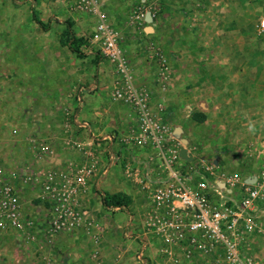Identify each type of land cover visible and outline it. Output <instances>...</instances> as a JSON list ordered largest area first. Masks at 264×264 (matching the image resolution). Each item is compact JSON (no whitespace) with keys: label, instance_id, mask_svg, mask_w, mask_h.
Listing matches in <instances>:
<instances>
[{"label":"crops","instance_id":"crops-1","mask_svg":"<svg viewBox=\"0 0 264 264\" xmlns=\"http://www.w3.org/2000/svg\"><path fill=\"white\" fill-rule=\"evenodd\" d=\"M154 1L159 2L160 10L154 18L153 31L147 33L143 45L148 50L147 45L153 41L166 54L170 63L169 86H158L161 83L157 84V62L150 54L148 59L142 56L139 52L141 43L133 39V44H126L131 50L129 56L136 55L135 60L139 63L135 78L149 88L151 106L171 128L179 149L186 147L190 155L195 151L194 148L206 149L209 151L208 158L203 156L209 162L205 161V166L207 169L212 167L216 173L248 172L247 158L258 155L264 147V88L259 89L257 70L253 66V60L258 55L252 49L242 54L241 50L246 46L242 41H236V45L235 42L230 44V39L225 37V23L221 24L223 29L219 28L218 22L215 25L193 22L191 27L188 20L197 19L203 9L192 7L188 4L189 0ZM207 1L210 5L209 8L203 5L205 13L216 16L221 12L222 9L215 4L220 5L223 3L220 1L224 0ZM197 2V6H200L201 1ZM131 4L135 5L136 0H131ZM63 6V12L75 21L77 27L80 25L88 28L85 19L70 12L65 4ZM39 19L46 23L41 17ZM215 28L218 29L215 31ZM192 30L202 34L188 41L185 34ZM191 44L197 45V48H206L197 49L193 55ZM202 51L207 54H202ZM32 58L38 59L37 56ZM247 58L250 63L248 68H242ZM34 61L30 60L32 65ZM34 68L31 67L32 72ZM111 68L113 65L108 62L97 67L98 79L83 90L80 103L76 101L69 105L75 109L69 129L64 127V122L59 121L58 130L51 127L53 120L49 117V111L53 107L45 92L35 94L31 88L26 97L20 93L16 100L11 97L7 99L9 93L14 96L12 89L3 93V100H0V166L7 174H20L30 167L38 170L79 165L84 159L81 148L67 149V138L78 143V146L84 145V149L95 148L99 166L88 179L80 197V207L84 212L82 226L57 234L52 245L43 247L28 242L25 235L20 233H1L0 264H97L93 258V238L97 234L102 235L103 260L107 264H140L137 254L144 240L148 243L145 252L147 259L151 264L161 262L162 242L156 236L146 233V222L147 213L153 205L152 192L158 184L169 179L170 170L164 160L156 155L154 147H139L125 141L130 130L137 124L136 112L123 103L120 106L112 102L109 79L110 74L115 79V73L114 68ZM245 76L248 80H241ZM65 92V88L58 92L61 101L66 100L62 96H65ZM202 117V120L197 119ZM33 138L49 140L57 149L54 151L56 153L37 158L29 143ZM230 150L234 154H229ZM197 153H193L192 162L181 160L177 165L181 171H186L184 174L192 186L206 177L204 172L199 173ZM113 155L117 161L111 164ZM193 169L196 170L194 175L191 174ZM15 185L24 201V210L33 216L45 215L44 207L36 199L39 186L24 184L20 179L15 180ZM219 186L223 195L226 192L228 199H240V192L234 189L231 191L222 182ZM213 189H210V195L217 199L219 196ZM106 192L128 195L131 202L127 210L105 206L103 195ZM31 195L34 199L30 198ZM20 239L24 240L22 244L18 242ZM261 240L264 237L253 232L248 235L244 245L256 258L260 255L263 261L264 247L260 246ZM192 264H204V261L199 259Z\"/></svg>","mask_w":264,"mask_h":264},{"label":"built area","instance_id":"built-area-1","mask_svg":"<svg viewBox=\"0 0 264 264\" xmlns=\"http://www.w3.org/2000/svg\"><path fill=\"white\" fill-rule=\"evenodd\" d=\"M59 1L70 11L96 19L92 41L114 67L115 84L110 97L112 101L123 103L136 112L137 124L125 141L139 147H154L156 155L170 170L169 179L154 188L153 205L147 213L146 233L162 242L161 262L157 264H192L199 259L204 264H259L253 253L245 251L244 241L256 230V209L264 203V152L263 167L256 176L241 178L220 171L214 184L207 177L198 181L196 186L188 184V177L177 166L182 158L173 132L160 113L153 110L150 91L136 84L121 36L112 25L101 0ZM147 11L152 12L153 18L157 17V1L136 0L132 23L143 27ZM257 27L264 32V15ZM147 46L150 56L157 59L158 76L168 81L170 63L167 56L155 42L151 41ZM30 145L39 159L51 152L44 141L33 138ZM115 160L117 158L113 155L111 164ZM98 166V154L93 147L84 149V161L72 171L53 167L34 170L30 167L20 174H7L0 166V234L20 233L28 242L43 247L52 245L57 234L82 226L84 212L80 207V197ZM16 179L24 184L39 186L36 199L44 207L45 215L33 216L24 210V201L15 185ZM221 182L228 185L231 191L238 187L240 199L230 200L224 196L219 186ZM212 188L219 196L217 199L210 195ZM102 239L101 234L93 238V258L97 264H107L103 260ZM147 245V240H144L137 254L140 264H151L145 254Z\"/></svg>","mask_w":264,"mask_h":264},{"label":"rangeland","instance_id":"rangeland-1","mask_svg":"<svg viewBox=\"0 0 264 264\" xmlns=\"http://www.w3.org/2000/svg\"><path fill=\"white\" fill-rule=\"evenodd\" d=\"M152 1L154 0H150V2ZM200 1L201 5L197 6V0H189L188 4L192 7L202 8L203 12L198 17L196 15L197 19L190 18L188 24L191 26L193 22H197V24L206 22L215 25L218 22L220 26L219 28L223 29V25L221 26V24L225 23V37L230 39V44L235 42L236 45V41H242V43L246 45L241 50L242 54H246L252 49L258 55L253 60V66L257 70L259 89L264 88V32L260 31L257 27L260 17L264 15V0H252L250 1L252 2V5L250 2L244 0L220 1L223 2L220 3L221 6L214 3L216 6H219V9H222L216 16L212 13H205L203 5L206 6V8H209V1ZM101 2L109 15L112 25L121 36V44L125 51L129 67L136 77L139 63L135 60L137 57L136 55L131 54L129 56L131 50L126 42L130 45L134 41L133 39L139 40V43H141L142 46L140 47L141 49H139V52L142 56H145L146 59H148L150 53L148 52L147 47L145 48L143 45L147 33L144 32L142 28L145 26H153V23L149 24L146 22L143 27L134 25L131 20L134 5L131 4V1L101 0ZM157 3L160 6L159 2ZM63 4L64 3L59 0H0V100H3V93L6 91L8 92L10 89H12L14 96L9 93V95H7L8 100H10L9 97L16 100V97L19 98L20 93L22 94V97H26V93H28L31 88L35 94H37L36 92H45L53 107V109H50L49 111V117L53 120L51 127L56 130L59 129L58 121L62 123L64 122V127L69 129L70 123H73L75 114V109H71L69 105H73L76 101L77 103H80L81 101L79 99H82L83 90L89 88V83L98 79L97 67H100L107 62L111 64L102 56L99 46L92 41V32L93 27L96 24V19L86 14L70 11L72 13L75 12L82 20L85 19L84 22L87 24L88 28H82L80 25L77 27L75 21L70 20L72 18L63 12V7L65 8ZM33 13L39 18L41 17L46 23H50V29L46 31L43 30L33 19ZM208 13H210V11H208ZM52 21L54 22V25L52 24ZM67 23H71L73 31L79 37L85 38V43L82 46L85 53L84 57H78L72 53L67 46L60 42L61 34ZM217 29L218 28H215L213 30L216 31ZM203 31H205V29ZM208 31L209 30L207 29L206 32ZM199 33L202 34L201 32L196 33L192 30L190 33H186L185 36L188 41H193L198 37L197 34ZM29 37L32 40H29ZM188 45H190V43ZM201 48L205 49L206 47L203 46L197 48V45L194 46L191 44V53L194 55V52H197V49ZM198 52L201 54L200 51ZM203 53L207 54V52L202 51V54ZM163 54L166 56L164 52ZM36 56L38 59L32 58ZM132 58H134V60ZM31 59L35 60L33 62L35 66L30 62ZM153 59L157 62V59ZM246 61L247 62H243L242 68H248L250 64L248 63V58ZM31 67H35L34 72H32ZM152 70L153 69H151V71ZM154 76H156V74H154ZM110 79L109 84H111L113 88L115 79L112 77V74H110ZM241 80L248 79L245 76ZM15 81H17V85L15 84ZM141 82L142 81L138 78L136 79V84L138 86L145 87L149 90V88ZM159 83L162 84L158 85L160 88L161 86L163 87V85L169 86L168 81L165 82L160 79V77L157 78V84ZM15 87L17 89H15ZM60 88H65V96L62 95L66 99L65 101H61L60 99L61 95L58 93L61 91ZM16 92L18 93L15 94ZM62 103L64 106H62ZM116 104L120 106L122 105L119 102H116ZM118 137L119 134L116 135V138ZM40 141H44L49 145V149H51L50 155L56 153L54 151H57V149L54 148L49 140ZM65 145L69 150H77L80 147L84 158V145L78 146V143L73 142V140L68 138L66 139ZM85 147L87 146L85 145ZM194 149L195 151L193 150V153L196 151L198 152L195 155L197 159L196 163L199 162L201 167L200 168L197 165L199 173L200 171L201 174L204 172V175H206V177L208 176V181L214 184L215 181L218 180L219 175L215 170L211 173L212 170H208L205 166V156H208L209 151H206V149ZM228 152L229 154H232L234 151L230 150ZM263 152L264 147L258 155L256 154L254 157L249 156L250 158H247L246 165L248 172L228 174L238 175L241 178L258 175L263 167ZM193 153H191V155H193ZM259 156L262 157L259 158ZM83 161L84 159L81 160L79 165L70 164L68 167L62 169L72 171L80 166ZM179 167L182 168L180 165ZM194 171L196 170L193 169L191 171L192 175H194ZM185 172L186 171L182 170L183 175H185ZM235 189L234 191L241 193L239 188ZM213 191L217 194L214 189ZM224 196L228 197L226 192ZM30 198L34 199L33 195H31ZM37 202L40 203L38 200ZM255 218L257 228L254 232L264 237V203L258 205ZM23 241L24 240L20 239L18 242L22 244ZM261 243L262 245L260 246L263 248L264 240H261ZM247 250H249V248L245 247V251ZM249 251L253 253L251 250ZM257 256L259 264H264V260L261 261L260 255Z\"/></svg>","mask_w":264,"mask_h":264},{"label":"trees","instance_id":"trees-1","mask_svg":"<svg viewBox=\"0 0 264 264\" xmlns=\"http://www.w3.org/2000/svg\"><path fill=\"white\" fill-rule=\"evenodd\" d=\"M33 19L45 30L49 29V24L42 22L39 17L33 13ZM60 42L67 46L69 50L76 54L78 57H84L85 53L82 49L83 44L85 43V38L79 37L73 31L71 23H67L64 31L61 34ZM198 120H202V118H197ZM39 201V200H38ZM131 198L124 193H105L103 195V203L107 207H119L121 209L127 210L130 205Z\"/></svg>","mask_w":264,"mask_h":264},{"label":"water","instance_id":"water-1","mask_svg":"<svg viewBox=\"0 0 264 264\" xmlns=\"http://www.w3.org/2000/svg\"><path fill=\"white\" fill-rule=\"evenodd\" d=\"M145 21L147 23H153L154 22V18H153V15H152V12L151 11H147L146 13V17H145ZM146 33H150L153 31V26H147L146 29H145ZM184 142L186 143V141L184 140ZM179 155L182 159L188 161V162H192L194 157L192 155H190L188 153V149L186 147H182L179 151ZM225 187V185L223 186Z\"/></svg>","mask_w":264,"mask_h":264}]
</instances>
